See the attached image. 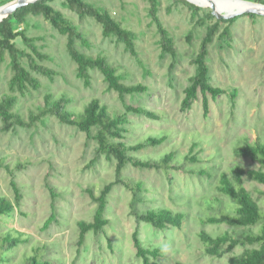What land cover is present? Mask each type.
I'll return each mask as SVG.
<instances>
[{"label": "rangeland", "instance_id": "374dc122", "mask_svg": "<svg viewBox=\"0 0 264 264\" xmlns=\"http://www.w3.org/2000/svg\"><path fill=\"white\" fill-rule=\"evenodd\" d=\"M4 1L0 0V5ZM87 1L107 7L123 26L136 33L135 54L116 36H105L102 24L95 18L80 19L65 0H54L52 4L70 17L88 40L85 44L78 39L81 50L105 55L126 83L148 85L144 93L128 95V101L161 114V118L155 119L129 112V123L122 138L128 145L149 136H167L161 144L129 153L143 159H160L174 152L175 163L192 169H172L166 173L162 169L128 164L122 176L143 182L138 195L142 201L137 203L140 208L169 206L187 214L185 223L182 227L162 230L139 221L131 212L134 192L124 184H116L109 195L106 214L109 224L98 233L89 231L84 243H79V221L93 220L97 206L88 188L99 194L106 183L114 180L117 160L97 153L99 144L94 136L88 137L87 132L62 122L55 114H43L46 98L49 95L52 101L66 98L67 107L76 111H83L93 98L107 104L112 113L125 112L126 108L119 93L108 88L99 69L91 70L92 83L86 85L77 74V63L67 48V36L42 14H30L24 25L27 35L45 54L44 59L35 55L36 59L53 73L35 71L29 56L25 55L22 62L41 85L29 86L24 92L12 89L14 70L10 53L6 51L1 57L0 51V101L4 93H14L17 96L14 110L33 122L30 126L16 125L5 131L0 118V160L4 163L0 164V197L15 201L13 178L22 196L12 214L0 215V238L8 231L15 235L22 232V237H29L28 241L7 249L3 264H28L37 249L52 264H143L133 240L135 230L146 247H163L161 255L153 258L154 264H230L232 254H240L246 247L238 246L223 256L211 255L206 252L199 232L218 234L229 230L242 234L260 229V224L246 227L204 223L203 218L217 213L219 205L234 210L233 199L218 189L221 172L232 176L231 169L236 164L260 167L258 162L237 155L235 149L258 137L264 141V14H239L230 24L228 35L220 34L228 22H220V31L209 46L207 62L212 82L228 92L217 99L210 96L211 111L205 116L201 93L189 108H182V100L196 71L193 57L206 34L207 24L216 20L210 19L206 24L197 22L212 10L210 6L198 4L204 9L193 19L192 9L183 2L161 0L159 15L178 48V61L170 74L172 56L161 55L160 33L149 15L148 0ZM16 43L33 53L22 36L17 37ZM235 88L237 96L233 100L231 94ZM32 115L39 116L32 119ZM96 132L97 127L93 134ZM186 155H196L198 159L186 161ZM244 183L264 208V183L247 176ZM48 184L57 194L56 218L46 227L53 199ZM209 200L215 202V207H209Z\"/></svg>", "mask_w": 264, "mask_h": 264}, {"label": "trees", "instance_id": "16d2710c", "mask_svg": "<svg viewBox=\"0 0 264 264\" xmlns=\"http://www.w3.org/2000/svg\"><path fill=\"white\" fill-rule=\"evenodd\" d=\"M5 0L3 3L5 4ZM54 0H37L27 5L19 7L15 12L4 17L0 21V51L1 57H4L5 52L10 53L11 65L14 74L11 79L12 89H19L24 92L29 86L38 88L41 82L33 75L29 68L22 62V57L29 56V62L32 69L43 74L51 75L53 70L39 63L36 59L37 55L40 59L45 58L37 46L33 42V38L27 35L25 24L28 21L30 14H42L52 25L61 33L67 36V48L72 59L77 63V74L83 78L86 85L92 83L91 70L99 69L105 76L110 90H115L119 96L124 100L126 108L125 112H110L107 104L101 102L99 98H93L85 107L83 111H76L68 108V100L61 98L59 100H51V95L46 98L47 105L42 110L43 114L52 113L59 117V119L67 124L74 125L80 130L87 132L88 137L94 136L98 140L97 153L106 154L108 157L116 158V178L104 185L101 192L96 194L94 189L88 188L90 196L97 203L93 220L82 219L79 221L80 233L79 243L83 244L86 235L89 231L96 233L105 229L109 224L110 219L107 217V207L109 203V195L116 184H124L127 188L134 192L131 212L137 217L139 221L151 223L158 229H167L170 227H182L185 223L187 214L181 210H175L169 206H160L157 208H148L143 210L137 203L142 201L138 197L142 191L143 182L133 181L130 178L122 176V172L128 164H132L142 168H156L162 169L169 173L172 169H185L192 171L191 168L185 167L183 163H175L174 152L166 153L160 159H143L130 154V150H140L147 145H158L166 140L167 136H149L144 141L128 145L123 141L124 132L127 130L126 124L129 123V112H136L145 114L151 118L159 119L161 114L155 110H151L142 105H138L128 101L127 96L134 93H144L148 90V85L139 83H126L123 76L118 73L117 68L111 64L108 58L103 54H90L81 50L78 47V39L85 44L88 40L84 34L78 29L73 20L68 17L61 9L52 4ZM149 15L157 24L160 33L161 55L165 57L167 54L172 56L171 64L169 65L170 74L177 64L178 48L174 36L166 27L159 15L161 0H148ZM175 2H183L190 9H192V16L195 19L201 10L204 8L190 0H174ZM264 3V0H256ZM66 4L79 14L80 19H85L90 16L95 18L103 26V34L105 36H116L120 41H123L127 48L132 53H136L135 38L136 33L123 26L117 20L107 7H100L87 0H65ZM2 4V3H1ZM171 9V6H170ZM250 16H256L257 13L246 12ZM237 16L231 18H217L210 9L202 18L197 20L200 24H206L210 19H216L215 22L207 24V31L202 38L199 50L193 57V62L196 65V71L190 78V83L185 88V96L182 100V108L186 109L192 106L193 102L199 98V94L203 95L202 103L204 108V115L208 116L211 111L210 96L217 99L218 96L228 92V90L220 85H215L211 80L210 66L207 62L210 53V44L214 41L216 34L220 31L221 21L228 22V24L221 31V35L230 34V24H232ZM18 26H22L18 29ZM22 36L28 46L33 50V53L26 52L21 49L16 39ZM191 40L192 34L188 35ZM234 100L237 96V88L231 94ZM17 102V96L14 93H4L0 101V118L3 121L2 130H10L16 125L30 126L32 121H27L20 113L14 110ZM234 102V101H233ZM39 115H32V119ZM97 127V132L93 134V129ZM237 155L250 158L259 163L260 167H246L241 164H236L232 169V176L223 171L220 174L218 189L223 194L231 197L235 202L234 210L228 207L219 205L217 213L208 215L203 218L204 223H227L233 226H254L260 224L258 231L249 230L245 233L239 234L226 230L224 232L213 234L207 230H201L199 236L206 245V252L211 255L223 256L227 252L234 251L238 246H245L246 248L240 254H232L230 257V264H264V208L260 202L253 196L252 192L244 183V177L264 183V141L261 138H256L253 142L242 144L236 147ZM196 155H186V161L197 160ZM0 164L4 165L0 160ZM9 167L8 165H6ZM12 184L16 191L15 201L10 198L0 197V215H10L14 212L16 206L21 203V193L16 180L12 179ZM52 194V214L46 221L48 227L56 218V192L54 187L48 184ZM217 199V198H216ZM217 200L220 201L218 198ZM215 202L208 201L209 207H215ZM15 235L8 231L0 238V264H3L7 258V249L13 248L20 243L29 240V237H22ZM139 231L133 232V240L137 249V256L143 261V264H154L153 258H158L161 255L163 247L161 245H153L146 247L139 235ZM37 249V248H36ZM28 264H52L50 260L43 259L41 251L38 249L29 258ZM177 264H188L178 262Z\"/></svg>", "mask_w": 264, "mask_h": 264}, {"label": "water", "instance_id": "95a60500", "mask_svg": "<svg viewBox=\"0 0 264 264\" xmlns=\"http://www.w3.org/2000/svg\"><path fill=\"white\" fill-rule=\"evenodd\" d=\"M34 1H37V0H11L3 5H0V13L3 14V16L0 18V21L3 20V18L8 16L9 14L15 12L19 7L27 5ZM190 1H193V0H190ZM255 4L256 5L254 6H250L242 10H236L230 13H224V12L217 10L215 5H212L211 8H212V12L216 15L217 18H231V17L237 16L239 14L246 13V12L264 14V3L256 1Z\"/></svg>", "mask_w": 264, "mask_h": 264}, {"label": "bare ground", "instance_id": "6f19581e", "mask_svg": "<svg viewBox=\"0 0 264 264\" xmlns=\"http://www.w3.org/2000/svg\"><path fill=\"white\" fill-rule=\"evenodd\" d=\"M197 4H201L203 6H212L215 5L216 9L224 12L230 13L236 10H242L248 8L250 6H254L255 1H248V0H193ZM3 14L0 13V18Z\"/></svg>", "mask_w": 264, "mask_h": 264}]
</instances>
